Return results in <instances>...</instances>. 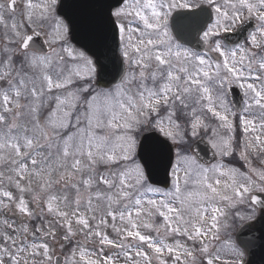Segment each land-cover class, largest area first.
<instances>
[{"label": "snow or ice", "instance_id": "6c2138e0", "mask_svg": "<svg viewBox=\"0 0 264 264\" xmlns=\"http://www.w3.org/2000/svg\"><path fill=\"white\" fill-rule=\"evenodd\" d=\"M63 6L0 3V264H60L57 245L64 264H243L231 230L264 216V0Z\"/></svg>", "mask_w": 264, "mask_h": 264}, {"label": "water", "instance_id": "95a60500", "mask_svg": "<svg viewBox=\"0 0 264 264\" xmlns=\"http://www.w3.org/2000/svg\"><path fill=\"white\" fill-rule=\"evenodd\" d=\"M82 0H61L62 7L60 11L62 13L68 12L70 14V9L67 7H64L63 5L66 4H73V3H80ZM61 13V15H62ZM252 23H254L252 21ZM69 39L71 43H73L78 48L86 51L84 49L81 40L79 36L75 32H71V29L69 31ZM42 38L39 37L38 42H42ZM46 47V46H45ZM90 55V53H89ZM231 100H241V92L238 88H236V92L229 97ZM195 151L199 154L201 159L203 161H210L215 162V160L212 159V150L210 146L205 142H198L195 146ZM158 179L163 180V175L159 176ZM158 186L163 187V184H160ZM256 194V193H255ZM259 198H261L260 194H256ZM250 224L246 223L244 225V228L240 231L238 237V242L240 244V241H245L247 243V246L240 244L242 248H244L247 251V264H264V216H260L254 223L253 227L249 226ZM248 226V227H247ZM257 234V235H256ZM255 236V237H253ZM60 259V264L62 262V258L58 257Z\"/></svg>", "mask_w": 264, "mask_h": 264}, {"label": "rangeland", "instance_id": "374dc122", "mask_svg": "<svg viewBox=\"0 0 264 264\" xmlns=\"http://www.w3.org/2000/svg\"><path fill=\"white\" fill-rule=\"evenodd\" d=\"M7 2H8V0H0V3H3V4H7ZM5 15H7V13H5ZM68 42H69V40H68ZM71 44V43H70ZM72 45V44H71ZM56 47H59V46H56ZM238 122V121H237ZM237 135L239 136L240 135V133L238 132L237 133ZM206 140H207V137H204ZM238 151H239V149H237ZM237 162V163H233L235 166H236V164H238V162H241V163H243V161H239L238 160V158H235V159H232V160H228V159H226V163H230V162ZM257 167H259L258 165H256ZM10 219H15V217H10ZM157 222H159V221H157ZM38 223V222H37ZM110 223H111V221H110ZM242 223H244V222H242V221H237V223H236V225L233 227V229L231 230L232 231V234H233V232L238 228V226L239 225H241ZM108 232H109V235H110V237H112V238H116L115 237V234L114 233H112V230L111 229H108ZM149 234H152V235H154V233H149ZM90 249L92 248V246L91 245H89L88 246ZM67 249H65L63 252L61 251V249L59 248V246L57 245L56 246V255L58 254V255H61V256H63V258H64V256L67 254ZM94 251H97L98 252V249H94ZM222 256L224 257V256H226L227 258H231V255H230V249H225L224 250V252L222 253ZM64 264V263H63ZM154 264H155V261H154ZM169 264H171V260H169ZM219 264H223V262L221 261V262H219Z\"/></svg>", "mask_w": 264, "mask_h": 264}, {"label": "flooded vegetation", "instance_id": "af4514ba", "mask_svg": "<svg viewBox=\"0 0 264 264\" xmlns=\"http://www.w3.org/2000/svg\"><path fill=\"white\" fill-rule=\"evenodd\" d=\"M256 211H257V215H256V218H257L259 216V213H260V208L257 207ZM252 221H254V220H252ZM234 234H235V232H234ZM232 238L234 239V235H232ZM230 259L231 258L224 257V260H230ZM242 261H243V264L246 262V254L244 252H243V256H242ZM222 262H223V260H222Z\"/></svg>", "mask_w": 264, "mask_h": 264}]
</instances>
